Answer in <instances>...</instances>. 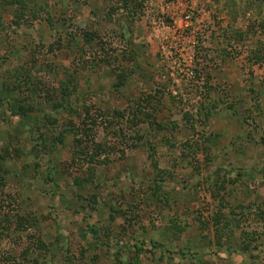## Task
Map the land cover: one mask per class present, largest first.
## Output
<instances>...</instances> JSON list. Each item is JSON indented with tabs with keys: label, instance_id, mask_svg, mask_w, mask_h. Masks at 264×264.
<instances>
[{
	"label": "rangeland",
	"instance_id": "374dc122",
	"mask_svg": "<svg viewBox=\"0 0 264 264\" xmlns=\"http://www.w3.org/2000/svg\"><path fill=\"white\" fill-rule=\"evenodd\" d=\"M138 1L0 0V264H120L137 246L140 264H264V0H166L159 31ZM190 70L203 87L177 86ZM67 83L78 89L60 107ZM19 100L64 141L35 146ZM117 110L143 123L117 136L118 118L100 119ZM86 122L115 149L108 163L77 160Z\"/></svg>",
	"mask_w": 264,
	"mask_h": 264
},
{
	"label": "trees",
	"instance_id": "16d2710c",
	"mask_svg": "<svg viewBox=\"0 0 264 264\" xmlns=\"http://www.w3.org/2000/svg\"><path fill=\"white\" fill-rule=\"evenodd\" d=\"M129 3H132L133 4V7L132 8H127V9H134V12H137V8L138 7H141L142 3H140L138 0H125V2L123 3V5L125 7H128V4ZM117 8H120L118 5H116L115 7L111 6V11H110V15L112 14L113 11H115V9ZM139 10V9H138ZM239 35H240V38H243L244 37V33L243 32H240L239 31ZM84 40L86 41H89L90 43L95 40L96 38H98V35L96 32H85V35H84ZM129 55L126 53V56H125V60H128ZM256 58L254 57L253 60L255 62H258L259 61V58L261 57H258V55H256ZM26 72V70L24 71ZM27 73V72H26ZM116 77H117V81L115 82L114 84V88H117V89H120L121 87H123L124 85H126V81H127V75L123 74V72H117L116 74ZM78 85L77 84H74V87L71 88L70 84L67 83V85H64L62 87V93H61V103H60V107L61 106H66V104H69L70 103V100L72 98V96L75 94V92H77V87ZM151 96L153 97L154 95L151 94ZM74 108V106H73ZM10 110H11V114L13 115H17V116H20L21 118H29V119H33L34 121V125H33V131L35 133H37V136L36 137H33V139L35 140V146L37 147H45V143H43L41 145V142H51V143H56L57 141L56 140H61V141H64L63 138H62V135L61 137L59 136H54V137H51V136H48V134L43 131L42 127H41V123L39 122V120L41 119L40 116H33V112H34V107L32 105V103H30V101L26 102V103H23L22 101H13V102H10ZM132 111V110H131ZM85 112L86 113H89V109H85ZM137 112L135 111H132V112H123L122 110H117L116 112L113 113V117H103L101 116V122H104L106 123L107 121L111 124L113 121L115 122V120H113L115 117L118 118V121L119 123L121 122H125V124L128 126L131 125V122L134 124V125H139L140 123H143V120L140 119V117L137 116ZM46 118L48 117L49 120H51V116L50 115H45ZM187 118H189L188 115H186ZM93 121L94 124L97 123L96 120L94 119H91ZM151 123V126L153 125H156L158 127V129L161 130H165L167 129L168 124L166 123H162V121L160 122V120L157 118V116L153 113V117H152V120L150 121ZM124 124V123H123ZM173 126H176V122H173L172 123ZM79 128L75 131V128L73 130V133L75 135V138H74V142H73V147L75 148L76 152L75 154L77 155V160H86V162H88L89 164H91L92 162H97L100 158H102L101 162L106 164L108 163V161H110V156H112V154L115 152V149L113 148V146L109 143V140L106 139L107 141H103V140H99L97 141V137L96 135L94 134V128H93V125H90V124H87L86 123H83V125L80 123L79 124ZM112 126V125H111ZM126 127V128H127ZM115 128V127H114ZM122 128H123V125L121 123V125L119 124L118 127L116 128V130L114 129L112 131L113 134H118L122 132ZM153 129V128H151ZM156 129V130H158ZM69 130H72L69 129ZM143 131V130H142ZM111 133V134H112ZM140 133L141 131H136V135L137 138L140 137ZM146 136V135H145ZM50 137V139H49ZM192 140H188L186 141V145L189 146V147H192L194 149V147L196 146V148L198 149L199 147V143L198 141H195V146L192 145V143H190ZM200 142V141H199ZM204 141L200 142L201 144H203ZM41 145V146H40ZM154 148L152 150V153L150 154V157L152 158V165H153V171H154V179L155 181L157 180H163L164 177H165V172L166 170L164 168H161L160 165H159V162H158V159L156 158V154H155V147L151 145V148ZM8 157L7 156H4L1 154L0 156V164H2L1 160H6ZM76 160V159H74ZM81 161V163H82ZM86 164V163H85ZM3 165H0V169ZM84 178V177H83ZM82 178V179H83ZM85 179L88 181L90 180L91 181V178L89 177H85ZM158 188L161 187V185L157 184L156 185ZM158 189L156 188H153L152 189V193L154 194L155 192H157ZM20 218H24V217H20ZM26 221L27 219L25 220H19L18 224H17V228L18 230H27L30 226L29 224H26ZM229 224V221H226V226ZM224 226V225H223ZM225 226V227H226ZM178 228H180L178 225L176 226ZM93 232L96 234L98 229L96 228H93L92 229ZM6 234V232L2 229L0 230V235H4ZM220 237L222 235H219ZM219 237V238H220ZM220 241V239H219ZM38 246L39 247H48L47 246V243L41 239H38ZM246 248H249L250 247V244L249 242H247L245 244ZM137 250L136 252L134 253V255H131V260L130 262H125V261H122L121 259H117V262H119L120 264H140V255L143 251V247H140V246H137Z\"/></svg>",
	"mask_w": 264,
	"mask_h": 264
},
{
	"label": "built area",
	"instance_id": "2783aa9c",
	"mask_svg": "<svg viewBox=\"0 0 264 264\" xmlns=\"http://www.w3.org/2000/svg\"><path fill=\"white\" fill-rule=\"evenodd\" d=\"M174 2H168L166 0H144V12L146 17L150 19L152 24V28L154 31H159L161 29V25L165 24L163 19V14H168L170 17H174V13L172 11V6ZM160 12L163 14L160 16ZM159 16V17H158ZM192 18L191 14L186 15L187 23L190 22ZM192 21V20H191ZM184 55H182L183 57ZM179 76L177 77L179 80V84L177 85L179 88L181 87H188L192 88V86L203 87L202 84H198L199 74L194 71L190 70L187 72H178ZM200 82V80H199Z\"/></svg>",
	"mask_w": 264,
	"mask_h": 264
}]
</instances>
